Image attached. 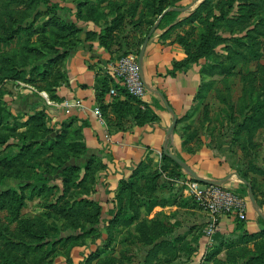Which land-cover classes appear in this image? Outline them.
<instances>
[{
	"label": "rangeland",
	"instance_id": "1",
	"mask_svg": "<svg viewBox=\"0 0 264 264\" xmlns=\"http://www.w3.org/2000/svg\"><path fill=\"white\" fill-rule=\"evenodd\" d=\"M192 3L161 21L178 16L173 39L203 53L179 127L189 149L213 150L264 197V0H0V264H264V234L204 233L208 212L173 160L131 180L117 217H103L76 132L48 123L77 20L117 16L141 41L163 10Z\"/></svg>",
	"mask_w": 264,
	"mask_h": 264
},
{
	"label": "crops",
	"instance_id": "2",
	"mask_svg": "<svg viewBox=\"0 0 264 264\" xmlns=\"http://www.w3.org/2000/svg\"><path fill=\"white\" fill-rule=\"evenodd\" d=\"M116 17L109 18L108 22L93 18L84 20L83 17L77 20L75 25L81 22L82 35L66 50L60 73L55 75L57 81L51 86L49 100L81 99L82 106L64 114L60 106L44 102L48 123L60 125L67 132H76L75 140L81 142L83 156L91 159L92 197L101 207L103 217L116 215L118 197L127 190L129 181L150 168L162 170V144L172 120L177 118L166 138L167 151L184 160L200 177L223 180L222 185L232 188L246 200V218L241 220V227L237 228V217L223 214L216 232L234 233L235 236L262 235L264 197L254 191L259 211L256 210L247 200V191L246 197L239 192L244 184L234 179L230 163L209 148L189 149L191 142L179 127V120L193 107L201 81L202 62L199 58L187 65H178L187 58L181 44L172 37L178 16L167 21L165 26L161 23L146 44L141 62L146 90L139 98L128 96L109 69L110 62L119 54L139 51L140 47L132 49V46L141 45L143 40H138L140 36L133 34L131 27L125 21L120 23ZM110 87L116 89V95L109 94ZM95 106L101 108L104 122L94 114ZM156 205L160 210L168 207V203ZM199 240L201 242L202 237Z\"/></svg>",
	"mask_w": 264,
	"mask_h": 264
},
{
	"label": "built area",
	"instance_id": "3",
	"mask_svg": "<svg viewBox=\"0 0 264 264\" xmlns=\"http://www.w3.org/2000/svg\"><path fill=\"white\" fill-rule=\"evenodd\" d=\"M109 69L118 79L126 94L134 98L144 95L146 87L138 64V51L129 50L119 54L110 62ZM108 91L113 96L117 94L114 87H110ZM46 103H55L66 114H70L73 108L82 106L81 99L64 98L53 102L47 98ZM93 112L101 122H104L103 112L99 106H95ZM184 185L192 201L208 212V220L204 228L207 236L216 231L219 217L223 214L235 216L240 220L246 218V200L232 188L222 184H205L191 176L186 177Z\"/></svg>",
	"mask_w": 264,
	"mask_h": 264
},
{
	"label": "water",
	"instance_id": "4",
	"mask_svg": "<svg viewBox=\"0 0 264 264\" xmlns=\"http://www.w3.org/2000/svg\"><path fill=\"white\" fill-rule=\"evenodd\" d=\"M192 5H193V3L188 5V6H186V7H171L170 9L167 8V9L162 11V13L159 15L157 21L151 26V28L145 34L144 39H143V41H142V43L140 45V48H139V51H138V64H139L140 72H141L142 57H143V53H144L146 44H147L149 38L151 37L152 33L154 32V30L157 28V25L160 22L163 14L166 11H168V10L185 11L186 9L191 7ZM165 104H166V102H165ZM166 106H168V105H166ZM176 123H177V118H174L172 120V123L170 124V126L167 129V135H169L171 133L172 128L175 126ZM167 135H166L165 140H164V142L162 144V151H163L164 154H166L167 156L171 157L175 162H177L184 170H186L191 175V177L197 179L198 181H200L202 183H205V184H222L223 183V180H210V179H207V178L200 177L199 175H197L191 169V167L184 160H182L181 158H179L178 156H176L174 154L169 153L167 151V149H166V138H167ZM238 178L240 179V181H242L244 184L247 185V195H248V197L250 199V202L254 206V208L259 211L258 204H257V202L255 200V197H254V194H253L251 186L249 185V183L244 178H242L240 176Z\"/></svg>",
	"mask_w": 264,
	"mask_h": 264
},
{
	"label": "trees",
	"instance_id": "5",
	"mask_svg": "<svg viewBox=\"0 0 264 264\" xmlns=\"http://www.w3.org/2000/svg\"><path fill=\"white\" fill-rule=\"evenodd\" d=\"M170 13H172L171 11H166L164 14H163V16H166V15H168V14H170ZM162 16V17H163ZM162 21V18H161V20H160V22L158 23L159 25L162 23L161 22ZM75 26V25H74ZM159 27V26H158ZM150 29V28H149ZM148 29V30H149ZM148 32V31H147ZM144 39V38H143ZM143 41V40H142ZM71 48V45H69L68 47H67V49L66 50H69ZM65 54H66V51H65ZM201 55H203V53H199L198 55H196V56H191L188 52H187V58H186V60L184 61V62H182V63H180V64H178V65H187V63L188 62H194V61H197L198 59H199V56H201ZM176 66V65H175ZM171 74H172V72H170ZM128 95V94H127ZM128 96H130V95H128ZM130 97H132V96H130ZM132 98H134V97H132ZM162 158H163V160H166V159H169V160H173L171 157H169V156H167L166 154H162ZM88 161H89V164L91 163V159H88L87 160V163H88ZM174 161V160H173ZM177 166H179V164L177 163ZM90 167H91V164H90V166H89V169L88 170H90ZM88 170H87V172H88ZM131 181H129L128 182V187H125V189H130V187H131ZM14 193H15V191H13ZM116 215H117V213H116ZM115 215V216H116ZM114 216V217H115ZM117 217V216H116ZM241 220L240 219H238L237 218V228H240L241 227ZM262 234H264V231H262L261 232ZM259 234H244L243 236H249L248 238H250V239H253V238H255V237H257ZM261 235V234H260Z\"/></svg>",
	"mask_w": 264,
	"mask_h": 264
}]
</instances>
